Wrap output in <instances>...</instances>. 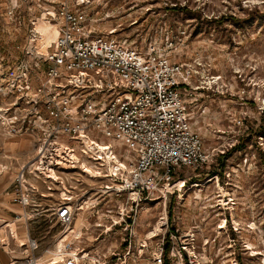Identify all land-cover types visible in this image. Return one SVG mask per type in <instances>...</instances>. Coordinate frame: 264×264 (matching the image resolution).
Instances as JSON below:
<instances>
[{
    "label": "built area",
    "instance_id": "built-area-1",
    "mask_svg": "<svg viewBox=\"0 0 264 264\" xmlns=\"http://www.w3.org/2000/svg\"><path fill=\"white\" fill-rule=\"evenodd\" d=\"M97 15L90 13L86 0H60L57 9L46 14L58 27L52 47L41 57L34 56L35 67L20 61L0 79L15 97L10 106L0 108V126L11 137L26 135L34 141L31 161L13 178L12 202L24 210L19 218L35 221L49 213V222L61 228L57 245L41 256L39 241L28 235L20 245L21 259L11 264L138 263L147 247L145 242L136 247L140 203L151 200L154 193L162 200L172 196L178 191L173 177L195 172L212 157L191 121L189 106H196L199 98L189 86L190 69L154 45L142 51L128 39L117 38L115 29L102 34ZM39 64L44 73L35 87L32 72L39 70ZM0 94L7 95L2 84ZM115 159L122 165L116 168ZM83 165L97 173L92 177ZM82 175L109 182L100 193L107 202L112 197L126 199L117 213L120 220L112 225L124 224L120 256L95 259L88 250L75 247V217L88 211L87 215L98 216V203L87 206L94 197L85 198L87 192L72 194V183L81 185ZM212 178L217 188V176ZM179 180L184 186V179ZM168 185L171 192L163 190ZM227 194L217 193L216 230L239 233L241 229L233 225V198ZM53 195L58 203L43 208L41 200ZM207 244L206 240L203 245ZM194 251V244L182 243L171 249L170 256L180 264L213 263ZM56 254L60 260H54ZM45 255L49 257L41 262ZM157 261L161 264V253ZM229 264H238L237 258Z\"/></svg>",
    "mask_w": 264,
    "mask_h": 264
},
{
    "label": "rangeland",
    "instance_id": "rangeland-1",
    "mask_svg": "<svg viewBox=\"0 0 264 264\" xmlns=\"http://www.w3.org/2000/svg\"><path fill=\"white\" fill-rule=\"evenodd\" d=\"M59 1L0 0V79L20 61L35 67L34 56L43 55L37 50L35 29L39 31L42 17L56 23L46 14H52ZM86 2L90 13L101 19L102 34L115 29L117 38L128 39L142 51L154 45L171 61L190 69L189 86L199 98L196 106H189L191 121L204 150L212 154L207 165L173 177L174 182L182 177L185 185L172 196L162 200L154 193L151 200L140 203L143 210L137 224L136 247L140 242L147 247L136 264H159L160 253L161 264H180L171 258V249H178L182 243L194 244L195 255L211 258L212 264H229L235 257L238 264H264V0ZM38 67L32 72L35 87L44 73L43 65ZM0 84L7 93L0 94V108L4 109L15 97L6 83ZM13 144L15 153L9 149ZM33 149L31 137H11L0 126V173L12 165L28 164ZM216 176L217 188L212 178ZM81 180V185L72 183V194L87 192L85 198L94 197L87 206L98 203V216L87 215L89 211L78 213L76 217L83 220L78 218L74 225L83 222L87 230H81L75 247L88 250L95 259L122 255L124 224L112 225L120 220L117 213L126 199L112 197L107 202L100 193L109 182L89 180L86 175ZM217 193L218 197L230 193L233 198V225L241 229L239 233L216 230ZM41 201L43 208L58 203L56 195ZM40 219L42 228L30 232V237L40 243L39 256L54 247L61 233L55 222H49V213ZM155 227H159L157 232L150 236Z\"/></svg>",
    "mask_w": 264,
    "mask_h": 264
},
{
    "label": "crops",
    "instance_id": "crops-1",
    "mask_svg": "<svg viewBox=\"0 0 264 264\" xmlns=\"http://www.w3.org/2000/svg\"><path fill=\"white\" fill-rule=\"evenodd\" d=\"M11 146L10 151L15 153L16 145ZM20 166L21 164L19 167L12 165L8 171L0 173V264H11L14 260H20V245L26 242L31 230L33 232V229L42 228L39 225L41 219L29 223L19 218L24 210L12 202V181Z\"/></svg>",
    "mask_w": 264,
    "mask_h": 264
},
{
    "label": "bare ground",
    "instance_id": "bare-ground-1",
    "mask_svg": "<svg viewBox=\"0 0 264 264\" xmlns=\"http://www.w3.org/2000/svg\"><path fill=\"white\" fill-rule=\"evenodd\" d=\"M36 23H37V21L35 22V25H37ZM41 25L44 26L45 31L42 30V28L40 27ZM38 27H39V31H37L35 29L36 34L38 35L37 39H36L37 50L39 51V54H43L44 55L45 53H47L48 49L50 47H52V44L56 41V38L58 36V27H57L56 23H52L51 21L45 19L44 17L39 18ZM208 84H210V83H208ZM115 163H116V168L122 165L117 159H115ZM83 168H85V171L88 174H90L92 177H93L94 174L97 173L96 170L94 171V170H92V169H90V168H88V167H86L84 165H83ZM181 185H182V181L179 180V181L175 182L174 186L177 189L180 190ZM193 187H196V185L193 186ZM163 190L166 191V192H171L172 191V187L170 185H168V186L164 187ZM196 196H200V195L196 194ZM221 197H226V196L222 195ZM78 218L83 220L82 216H78V217L75 218L74 223L77 222ZM74 223H73V232H72L73 236H74L73 238H74V240H78L80 238L79 237L80 234H81L80 232H81V230L84 227V223L81 222L80 225H76V224L74 225ZM158 228L159 227H155V229L150 232V236H154L155 233L157 232ZM150 238H153V237H150ZM56 245H57V243L55 244V246ZM59 245L60 244L58 243V246ZM46 259L40 260V261L43 262V261H46ZM60 259H61V255L60 254H56L55 257H54V260L57 261V260H60Z\"/></svg>",
    "mask_w": 264,
    "mask_h": 264
},
{
    "label": "trees",
    "instance_id": "trees-1",
    "mask_svg": "<svg viewBox=\"0 0 264 264\" xmlns=\"http://www.w3.org/2000/svg\"><path fill=\"white\" fill-rule=\"evenodd\" d=\"M168 251V247H165V252H167Z\"/></svg>",
    "mask_w": 264,
    "mask_h": 264
}]
</instances>
